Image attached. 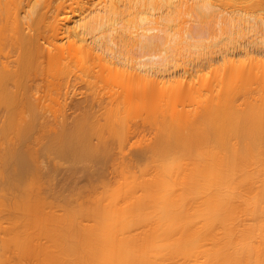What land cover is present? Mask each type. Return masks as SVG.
Returning a JSON list of instances; mask_svg holds the SVG:
<instances>
[{
  "label": "bare ground",
  "instance_id": "1",
  "mask_svg": "<svg viewBox=\"0 0 264 264\" xmlns=\"http://www.w3.org/2000/svg\"><path fill=\"white\" fill-rule=\"evenodd\" d=\"M242 1L0 0V134L13 127L17 101L41 96L57 120L42 147L55 164L106 160L103 131L121 139L133 117L153 129L123 161L92 226L69 214L63 222L41 198L43 242L32 252L34 244L16 241L23 256L38 264H264V12L253 10L264 0ZM189 10L253 34L237 45L223 27V41L194 40ZM75 82L89 89L85 100L110 98L103 125L87 115L67 122L62 105ZM30 106L19 144L0 136V206L32 159L21 146L36 126ZM143 157L152 163L136 165ZM0 238L4 249L9 238Z\"/></svg>",
  "mask_w": 264,
  "mask_h": 264
},
{
  "label": "rangeland",
  "instance_id": "2",
  "mask_svg": "<svg viewBox=\"0 0 264 264\" xmlns=\"http://www.w3.org/2000/svg\"><path fill=\"white\" fill-rule=\"evenodd\" d=\"M66 3L69 0H65ZM57 3V1H56ZM239 5L243 6L246 1L243 0ZM236 4L235 7L238 6ZM220 6V5H218ZM225 10H233L232 7H222ZM264 7H253L255 13L264 12ZM190 19L189 31L195 36L194 40H204L205 42H218L224 40L226 31L233 33L234 42L240 43L253 32L247 35H241L237 27H229L221 22L220 17L211 14H203L197 10H189V13L183 14ZM176 28V27H175ZM134 52H139L136 49ZM219 55V53H215ZM237 58H244L243 56ZM188 76V73L185 74ZM184 77V76H182ZM39 92L41 94L44 87L43 82L39 83ZM76 94L66 100L62 105L63 113L67 117V122H72L81 115H87L89 121H94L103 125L105 123V111L110 106V98L105 94L102 98L84 99V93L89 92L83 82H75L74 87ZM80 92H83L81 96ZM240 98L238 99V101ZM75 101H80L79 107L75 105ZM48 97L41 96L39 99L30 100L37 112L36 126L30 134L27 141L21 145L23 149H29L31 152V162L27 166V173L20 179L17 187H5L3 192L4 203L0 206V235L9 238L7 246L0 249V264H38V259L31 254L23 256L22 249L16 248L14 243H26L35 246L32 252L38 250V242L41 240V229H39L40 216V199H45V206L53 205L56 211V217L63 218V222H67L66 214L72 216L76 225L92 226L98 216L101 217L104 210L102 205L106 198L110 195L116 181L120 176V166L123 161L131 153L142 150L146 147L151 138L153 129L148 124L143 123L142 116L129 119L123 127V137L119 139L111 132L103 131V140L109 149V156L106 160L94 165L71 166L66 162L54 163L53 160L47 158L42 153V147L48 136L53 134L56 118L49 106ZM29 105H25L17 101L14 107V125L6 133L0 136L4 140V144L18 145L17 132L20 125L24 122L23 116L28 117ZM31 107V106H30ZM5 109L0 107V124L4 119ZM149 138V140H148ZM93 143H97V138H92ZM241 144V142H239ZM201 146L212 148L211 144H202ZM209 152V151H207ZM37 163H41V168L36 167ZM151 164L152 161L143 157L136 162V165L143 166ZM70 165V166H69ZM86 166V165H85ZM43 182V186L39 184ZM59 219H56L58 221ZM6 232L10 234L6 235ZM1 239V238H0ZM23 246V244H21ZM36 247V248H35Z\"/></svg>",
  "mask_w": 264,
  "mask_h": 264
}]
</instances>
